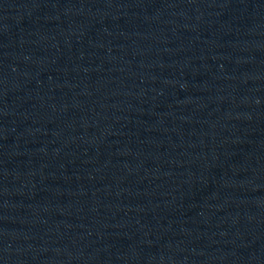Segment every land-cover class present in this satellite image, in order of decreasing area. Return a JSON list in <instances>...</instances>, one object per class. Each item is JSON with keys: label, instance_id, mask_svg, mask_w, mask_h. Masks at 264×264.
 <instances>
[{"label": "water", "instance_id": "obj_1", "mask_svg": "<svg viewBox=\"0 0 264 264\" xmlns=\"http://www.w3.org/2000/svg\"><path fill=\"white\" fill-rule=\"evenodd\" d=\"M0 264H264V0H0Z\"/></svg>", "mask_w": 264, "mask_h": 264}]
</instances>
